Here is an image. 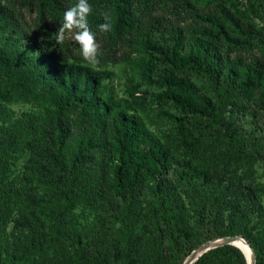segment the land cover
Segmentation results:
<instances>
[{
	"label": "rangeland",
	"instance_id": "obj_1",
	"mask_svg": "<svg viewBox=\"0 0 264 264\" xmlns=\"http://www.w3.org/2000/svg\"><path fill=\"white\" fill-rule=\"evenodd\" d=\"M55 1L61 10L77 2ZM189 1L200 13L217 12L213 0ZM8 5L12 12L9 28L50 47L62 59L112 72V77L103 81L105 94L122 100L157 136L172 127L158 117V107L150 102L144 111L132 104L133 36L113 43L106 33L91 29L100 48L98 63L89 64L72 34L66 33L60 45L52 39L63 20L60 12L51 11L61 20L57 24L52 13L44 10L41 14L35 1L10 0ZM230 5L248 14L250 22L257 25L255 38L264 48V0H230ZM191 12L180 0H152L149 9L137 8L138 27L155 19L165 27H193L196 22ZM230 58L264 62V52L259 46L232 51ZM189 78L197 92L217 106V122L193 116L190 125L201 138L209 173L202 181L192 179L168 189L166 204L150 186L132 201L128 214L126 206L109 191L100 165H90L64 183L57 181L53 133L57 97L32 74L13 73L0 66V261L182 264L190 249L196 247L193 252L208 241L233 236L251 242L256 264L257 257L264 260V114L258 111L253 118L247 112H237L239 96L234 90L200 74ZM81 136V131H74L64 149L66 154ZM163 209L172 235L182 246H176L172 236L161 235L157 213ZM63 234H75L85 241L84 254L68 245ZM215 258L220 264H242L236 252L221 251Z\"/></svg>",
	"mask_w": 264,
	"mask_h": 264
},
{
	"label": "trees",
	"instance_id": "obj_2",
	"mask_svg": "<svg viewBox=\"0 0 264 264\" xmlns=\"http://www.w3.org/2000/svg\"><path fill=\"white\" fill-rule=\"evenodd\" d=\"M9 1L0 0V66L13 73L32 74L50 86L57 97L53 123L57 181L64 183L88 166L100 165L109 191L126 206L128 214L132 201L150 186L166 204L164 194L168 189L192 179L202 181L209 173L201 138L190 125L193 116L217 122V106L197 92L189 75L200 74L234 90L239 96L237 112H247L253 118L258 111L264 114V62L230 58L232 51L259 46L264 52L255 38L259 30L248 14L231 7L230 0H213L216 13H200L189 0H180L192 9L193 27H165L155 19L144 28L138 27L137 8L149 9L152 0H88L92 30L98 31V25L108 16L112 29L106 34L113 43L133 36L129 94L135 108L144 111L150 102L158 107V117L172 125L162 130L161 136L137 114L130 113L122 100L105 94L103 81L110 79L112 72L62 59L50 47L9 28ZM27 1L39 3L41 14L46 10L63 15L65 11L55 0ZM52 16L60 24L61 20ZM75 130L82 136L66 154L64 149ZM165 210L157 213L160 233L172 236L176 246H182L172 235ZM62 238L84 254L86 243L78 235L63 234ZM221 251L236 252L242 264H247L244 254L234 246L211 250L194 264H220L215 254ZM257 264H264V260L257 257Z\"/></svg>",
	"mask_w": 264,
	"mask_h": 264
},
{
	"label": "clouds",
	"instance_id": "obj_3",
	"mask_svg": "<svg viewBox=\"0 0 264 264\" xmlns=\"http://www.w3.org/2000/svg\"><path fill=\"white\" fill-rule=\"evenodd\" d=\"M92 12V6L88 0H77L74 5H69L63 13V20L58 31L52 39L57 44H62L66 39V33L72 34V39L79 45V53L84 61L89 64L98 63L100 45L97 43L96 34L91 30L88 16ZM105 22L98 25V31L106 33L111 31L112 24L108 16Z\"/></svg>",
	"mask_w": 264,
	"mask_h": 264
},
{
	"label": "water",
	"instance_id": "obj_4",
	"mask_svg": "<svg viewBox=\"0 0 264 264\" xmlns=\"http://www.w3.org/2000/svg\"><path fill=\"white\" fill-rule=\"evenodd\" d=\"M242 239L245 242H248L246 239L243 237L239 236H233V237H226L222 238L219 240H214V241H208L199 248H197L195 251H193L187 258L184 260L182 264H194L202 255L205 253L218 248V247H223V246H234L235 242ZM250 249L252 250L250 244L248 243ZM235 247V246H234ZM252 262L253 264H256V259L254 256V252L252 250Z\"/></svg>",
	"mask_w": 264,
	"mask_h": 264
},
{
	"label": "bare ground",
	"instance_id": "obj_5",
	"mask_svg": "<svg viewBox=\"0 0 264 264\" xmlns=\"http://www.w3.org/2000/svg\"><path fill=\"white\" fill-rule=\"evenodd\" d=\"M238 248L245 256L247 264H253L252 262V250L250 249L248 242L243 241L242 239L235 242L234 245Z\"/></svg>",
	"mask_w": 264,
	"mask_h": 264
}]
</instances>
